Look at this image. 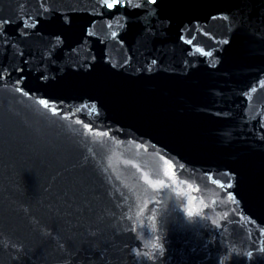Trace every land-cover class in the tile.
Here are the masks:
<instances>
[{"label":"water","instance_id":"obj_1","mask_svg":"<svg viewBox=\"0 0 264 264\" xmlns=\"http://www.w3.org/2000/svg\"><path fill=\"white\" fill-rule=\"evenodd\" d=\"M142 9L0 0V264H264V0Z\"/></svg>","mask_w":264,"mask_h":264},{"label":"snow or ice","instance_id":"obj_2","mask_svg":"<svg viewBox=\"0 0 264 264\" xmlns=\"http://www.w3.org/2000/svg\"><path fill=\"white\" fill-rule=\"evenodd\" d=\"M44 0H41V6H43ZM167 3V0H142V3H136L133 4L132 0H100V5L103 9L106 10H116V12H120L121 10H127L129 7H131L133 10L136 9H143L142 10H155L157 12H160L164 6V4ZM148 6H151V9H148ZM51 12L53 14V19L50 20H44L41 17L33 18L31 16H26L25 19L17 21V27L21 30H27L29 27L36 29L38 25H44V24H57L59 26H63L65 22L68 21V17L61 16L56 14L55 8L48 9L44 8L43 12ZM42 15V14H41ZM35 20V22L29 24L28 21ZM13 23L12 19L10 18H2L0 17V35L5 34L6 26L11 25ZM113 35H117L115 32ZM183 39V37H181ZM57 40H59V37H57ZM230 41L225 40L224 43L228 44ZM205 55H212V53H205ZM153 64L156 63L155 60L152 61ZM20 71H23V69H20ZM41 103H45V101H41ZM225 180H227L228 173H225ZM101 255H106L105 252L101 251ZM251 255V253H249Z\"/></svg>","mask_w":264,"mask_h":264}]
</instances>
